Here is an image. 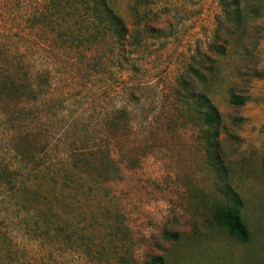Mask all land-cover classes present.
I'll list each match as a JSON object with an SVG mask.
<instances>
[{
    "label": "rangeland",
    "instance_id": "obj_1",
    "mask_svg": "<svg viewBox=\"0 0 264 264\" xmlns=\"http://www.w3.org/2000/svg\"><path fill=\"white\" fill-rule=\"evenodd\" d=\"M48 3L0 0V264H264V14L238 31L219 0H109L128 36L95 68L27 27ZM16 53L46 93L19 90Z\"/></svg>",
    "mask_w": 264,
    "mask_h": 264
},
{
    "label": "trees",
    "instance_id": "obj_2",
    "mask_svg": "<svg viewBox=\"0 0 264 264\" xmlns=\"http://www.w3.org/2000/svg\"><path fill=\"white\" fill-rule=\"evenodd\" d=\"M49 3L41 13L32 14L26 17L25 23L29 28L49 29L48 44L57 47L61 53L70 49L73 53L80 51L82 57L86 61H93L95 68H101L104 64L101 57H95L96 51L94 48L100 47L101 44H109L111 42L110 53L120 57L121 41L128 36V29L123 19L116 14L111 7L109 0H48ZM223 10L224 23L232 24L235 30L246 31L247 24L252 20L264 14V0H219ZM46 29V30H47ZM47 39V38H46ZM114 43V44H112ZM117 46L118 53H115ZM218 52H223V48L218 49ZM95 53V54H94ZM59 57L57 53H54ZM52 53V55H54ZM57 54V55H56ZM17 60L16 69L22 77V83L19 85V90L22 93L28 94L30 98H37L36 93H46L47 90L34 89L33 75L29 68L21 61L19 54H15ZM23 55V54H22ZM21 55V56H22ZM122 60L123 56L120 57ZM117 60V59H116ZM18 65V66H17ZM199 83L207 89L204 75L197 70H193ZM42 74H37V79L40 81ZM37 87L43 88L41 82ZM186 88L192 87L193 84L186 82ZM198 93L196 102V112L199 119L207 126H213L219 122V114L216 107L207 99L209 96L205 90ZM209 89V88H208ZM244 99L237 95H232L230 103L235 106L244 104ZM12 183V182H11ZM233 201H238V198H233ZM213 218L215 222L223 226L227 233L236 238L241 243H246L250 239V232L243 222L240 210L235 208H227L215 206L213 209ZM168 239H177L175 234H167ZM148 264H165L160 257L152 258Z\"/></svg>",
    "mask_w": 264,
    "mask_h": 264
}]
</instances>
